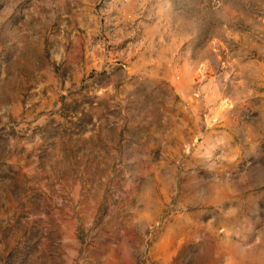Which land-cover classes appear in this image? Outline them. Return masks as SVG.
<instances>
[{"label":"rangeland","instance_id":"obj_1","mask_svg":"<svg viewBox=\"0 0 264 264\" xmlns=\"http://www.w3.org/2000/svg\"><path fill=\"white\" fill-rule=\"evenodd\" d=\"M0 264H264V0H0Z\"/></svg>","mask_w":264,"mask_h":264}]
</instances>
